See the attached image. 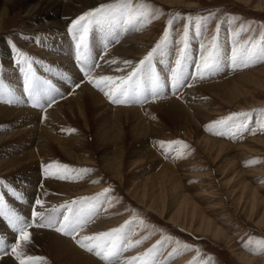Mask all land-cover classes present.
I'll use <instances>...</instances> for the list:
<instances>
[{"label": "rangeland", "instance_id": "obj_1", "mask_svg": "<svg viewBox=\"0 0 264 264\" xmlns=\"http://www.w3.org/2000/svg\"><path fill=\"white\" fill-rule=\"evenodd\" d=\"M24 2L9 14L10 20L0 29L1 105L28 109L35 112L36 117L40 116L39 122L44 123L45 114L56 104L70 98L77 90L78 84L94 80V74L100 70L104 72L108 63H111L110 70L115 68L112 66L116 65V62L113 60L105 62V56L109 50L120 44L127 33L136 35L145 31V35L149 33V38L142 47V55L136 60L132 59L128 65L119 66L120 69L113 72L116 73L114 76L111 73L105 76H126L134 67L139 66V62L167 33L168 39L153 55L147 74L141 73L137 78L136 96L140 97L142 94L145 96L146 90L151 94L127 104H113L109 98L107 103L113 108L138 106L146 112L153 98L161 96L183 99L184 93L195 86V93L193 92L192 96L189 94L188 99L191 96L196 104L203 105L204 108L201 111L203 123L202 126H194L187 131L184 122L176 123L169 119H161V128L157 132L159 135L156 133V137L148 140L143 133L145 130L138 125V119H133L128 114L121 115L119 116L121 120V125L118 127L119 134L124 138L125 146H123L129 154L126 161L129 164H126L123 169V180L117 179L108 171L103 159V157L112 159V151L116 143H100L97 134L91 132L88 145H91V148L87 149L85 154L82 153L81 157L91 160L92 163L72 164L57 151V157L51 161L45 162L43 158L38 160L41 162L37 163L33 170H21L9 178L0 174V181H3L0 184V196H3L5 201V210L32 225L28 228L29 233L35 230L47 231L57 234L60 238L72 240L80 250L93 256L102 264H108V262L95 255V252H88L79 246L77 240L82 239V234L94 235L122 228L126 241L133 243L137 240L143 241L138 246L124 251L119 257V264H127L132 257H146L149 255V250H151L150 258L155 261V264H244L232 253L230 247L233 245L238 253L242 251L254 258L264 254V145L250 143L253 139H264V127H262L264 111H261L264 110V73L255 72L264 68V61L259 59L264 55V10L257 8L258 4L264 5V0H187L182 4L183 6L169 5L161 0H128L132 7L146 4L147 11L151 13L149 23L138 25L128 31H123L121 28L123 0H106L101 5L111 4L117 7L112 9L109 18L102 25L89 26L87 50L84 51L81 48L83 50L81 53H75L74 69L63 62L58 65L41 61L36 52L37 49L40 50L38 43L41 36L23 32L25 24L31 21V18L25 20L23 18L26 9L24 6L33 4L32 0H24ZM189 3L195 6L192 8L184 6ZM97 7L99 6L87 7L86 11L84 10L72 21ZM95 33L98 34V44H102V47L91 53ZM213 39L217 45L218 68L210 74H205L204 78H200L196 74L197 65L200 64L201 57L206 54L207 46ZM245 46L254 53L253 59L248 61V67L238 64L236 68H233L231 63L233 51H239ZM46 51L51 52L52 49ZM84 56L87 57V63L82 59ZM181 57L183 58L182 66L178 68L177 60ZM22 72L23 76L32 78V95H29L27 90L28 81L22 85L18 82ZM253 72L255 75H249ZM176 74H179V79L174 78ZM241 74L249 76L243 78L245 82L240 95L236 93L226 99H219L198 91V86L203 84L221 82ZM153 78H156L159 83L155 96L152 95ZM15 79L18 84L14 82ZM96 89L99 91L97 87ZM100 92L103 91L100 90ZM242 113L247 115H238ZM115 115L113 112H107L102 118L93 117V125L96 129L109 130L110 136L116 137L115 125L113 127ZM230 116L233 119L227 124H216V121ZM21 117L14 122H1L0 134L16 133L26 127L29 129L32 120L25 118L24 115ZM241 125L244 127H240ZM71 126L68 130L74 128V132L70 133L63 129L57 132L68 138L77 133L78 136L86 133L81 125ZM209 126L212 128L211 131L208 130ZM200 131L211 139L229 144L230 147H225L220 156L218 152L209 156L200 149L196 139L192 140L190 136ZM28 141L29 138L0 147V160L24 157L33 147ZM161 141L166 145L171 143V148H162ZM179 141L188 147L184 148L180 144L173 143ZM104 146L109 149L107 151H111V154L105 152ZM145 146L159 157L161 163L170 164L175 168L187 197L181 199L174 197L172 200L173 189L178 183L174 184L171 181H166L164 190L154 188L151 181L143 182L144 184L138 186V192H134L136 181L146 179L149 175L161 170L159 162L142 165L136 163V155L145 150ZM178 152H182L183 155L178 156ZM234 161L238 171H241V177L235 181L232 188L222 185L221 182H223V170L226 165ZM49 164L68 165L75 171L69 172L67 179H60L59 176L64 174V170L52 168L46 174L45 165ZM83 169L88 171L81 172ZM31 175L34 178L32 182L27 180ZM163 179L162 175L160 182ZM48 182L84 186L92 190L81 195L76 194L75 190L55 191L54 196L57 199L54 198V204L49 205L41 198L43 185ZM27 188L35 189V192L30 193ZM105 190L109 191L105 195H100L105 193ZM141 190L147 191L145 193L147 207L143 205L144 198ZM82 197L96 199L83 202L85 223L78 235H64L56 231L63 216L68 215L62 206ZM37 200L43 202L42 207L36 204ZM150 205L154 207L153 211L149 210ZM76 207L81 205H75L74 208ZM34 212L42 213L44 219L34 216ZM178 212L180 215L177 214ZM176 214L181 222H186L188 225L195 218L190 232L169 222V219ZM49 221L52 223L51 227L37 226ZM100 223H104V226L102 227ZM0 224V249L5 250L0 254V261L10 258L14 264H20L11 251L13 245L21 242L19 232L11 226L9 219L5 216H0ZM94 224L95 226L98 224L101 228H96ZM216 228L225 234L219 233L216 237L214 232ZM48 249V244H43L18 252L25 259V264H61L52 260V256L47 252ZM29 256L42 259L28 261Z\"/></svg>", "mask_w": 264, "mask_h": 264}, {"label": "bare ground", "instance_id": "obj_2", "mask_svg": "<svg viewBox=\"0 0 264 264\" xmlns=\"http://www.w3.org/2000/svg\"><path fill=\"white\" fill-rule=\"evenodd\" d=\"M161 1L169 5L183 6L182 4L187 0H161ZM32 2H33L32 5L26 4V6H24L26 9L23 18L24 20L27 18H31V21L25 24V26L23 27V32L29 33L33 36H37V35L41 36V38H39V43H38V47H40V50L39 49L36 50L37 54L41 58V61L44 62L47 61V62H51L52 64H58V65L59 63L63 62V64L66 63L65 64L66 66H69L71 69L73 67L74 69L73 57H75L76 52L81 53L83 50L80 47H78L79 33L74 35L73 33L69 32V27L71 25V22L73 18L82 14L87 7L91 5L100 6L101 4L106 2V0H32ZM23 3H25L24 0H0V29L3 26H5V23H7L10 20L9 14L12 13L13 10H15L19 5ZM184 6L188 8H192L195 5L189 3ZM257 8L260 10H264V5L258 4ZM95 34H94L95 36L92 39L93 47L91 53L94 52L95 49H99L102 47V44H98L99 41L98 34L97 33ZM148 34L149 33L145 35V31L136 35H130V33L129 34L127 33V36L124 39L123 38L121 39L120 44L114 46L111 50H109L108 54L105 56V62H107V60H113V62H116V65L114 64V66H112L113 68L114 67L115 68L110 70L111 63H108V65H106L104 69V72L100 70L96 74H94V77L98 79L99 77L108 75L110 73L112 76H114L116 73L113 72L116 71L117 69H120L119 66L128 65L124 63L125 61L131 62L132 59L135 58L136 60V58H139L142 55V51H143L142 47H144L146 42L148 41L149 38ZM47 49H52V51L47 52L46 51ZM6 54H8L7 51ZM9 55L10 58H12L11 54ZM127 68H129V66H127ZM124 69H126V67H124ZM255 72L264 73V68L257 70ZM255 72L250 73L249 75H255ZM249 75L241 74V75H236L233 78H227L221 82L218 81L214 83L203 84L201 86H198L199 87L198 91L201 93H206V94L208 93L211 96L213 95L219 99H226L227 97L236 93L240 95V93L243 92L242 89H243V84L245 82L243 81L245 80L243 78H245L244 76H249ZM27 81L28 78L26 76H23V72L20 73L18 79L19 84L22 85V83H26ZM14 82L18 84L16 79L14 80ZM103 92H100V90L98 91L94 83L92 82H86V83L81 82L80 84H78L77 90L72 94L70 98L56 104L51 110H49L45 114L44 123L39 122L40 116L38 115L39 117H36L35 112L23 108L22 109H18L14 107L9 108L0 104V123L1 122L10 123L12 121L13 122L17 121L20 119L21 116L23 117V115L25 116V118L32 120L31 121L32 125L31 127H29V129L26 127L20 129V131L15 130L16 133L14 132V133L0 134V147L11 145L15 142H18V140H26L28 138H29L28 143L30 144L31 147L33 146L32 149L22 158H11L8 160H0V174L3 176H7L9 178L14 176V174L19 173L21 170L22 171L30 170V169L33 170V168H36L35 165L41 162V161L38 162V160L43 158V161L45 162L51 161V159L57 157L56 156L57 151H59L66 158V160L70 161L72 164L92 163L91 160L88 161L86 159H83L81 157V154L86 152L87 149L91 148V145L88 146L89 136L91 132H95L97 134V138H99L98 142L100 143L108 142L111 144L116 143L114 144L115 147L114 150L112 151L113 153V156L111 157L112 159H110L109 157H103V159L105 161L104 164L108 169V171L113 173L117 179L123 180L124 179L123 169H125L126 164L127 165L129 164L126 163L127 156L129 154L124 147L125 146L124 138L119 134L118 127L119 125H121V120H119V116L128 114L131 116V118L138 119L139 122L138 125H141L139 126L140 128L143 127L142 130H145L143 131V133L145 135V138H148V140L154 138V136L156 137V133L158 132V129L161 128L160 127L161 119L163 120L169 119L172 120V122H176V123L184 122L185 124L184 127L187 129V131L188 129H192L194 126H202L203 123V121L201 120V111L203 110L204 107H202L203 105L201 104L200 105L196 104L194 102V99H192L191 97L192 96L191 94L193 92L195 93V86L189 88L184 93L185 97L184 98L182 97L183 99H180L181 97L179 99H176V97L163 98L161 96H159V98L158 97L153 98L152 103H150V106L148 107L146 112L145 111L143 112L142 111L143 108H140L138 106H134L131 108H122V107L113 108L109 106V104L107 103L108 97L105 94H103ZM47 93L49 94V92ZM144 94L146 96L151 93L148 90H146ZM189 94L191 95L190 99H188ZM145 96L142 94L140 97L138 96L134 97V102L138 101L140 98H143ZM154 104L155 106H152ZM107 112H113L116 114L115 115L116 118L113 122V127L115 125V131L117 132L116 137L115 136L111 137L109 130L103 128L96 129L95 126L93 125V120H92L93 117L102 118L105 116ZM71 125H81L86 133H84L81 136H78L77 133L76 135H73L70 138H68L60 135L57 132L62 129L68 130L70 127H72ZM190 136L192 140L196 139L197 144L199 145V147H201L200 149H202L209 156H211V154L216 152H218V155L220 156L225 147L228 146L230 147V145L227 143L219 142L217 140L205 136L204 134L201 133V131L195 132ZM250 143L252 144L254 143L255 145H264V139H253L250 141ZM104 148H105L104 150H106L105 152L111 154V151H107L109 149H107L106 146H104ZM136 157H137L136 163H138L139 165H142L144 163L159 162L158 165L161 167V170L156 174L149 175V177H147L146 179H140L136 181L134 184L135 193L138 192V186L144 184L143 182L151 181L154 188L158 190L159 189L164 190L166 181H171L174 184L178 183V185L173 189L174 191L171 189L173 191L172 200L174 197L181 199L186 196L185 189L180 182L179 175L176 173V170L172 165L167 163H161L159 157H157L156 154L147 146H145V150L138 153ZM223 173H224L223 182L221 183L222 185L224 184L230 187H232V185L235 184V181L241 177V171H238L235 161L229 165H226L225 170H223ZM23 175H25V173H23ZM162 175L164 176V179L163 181L160 182V178ZM31 176L27 178V180L28 181L30 180V182L34 180L33 176L32 177ZM219 180L221 181V179ZM243 183L246 184V181L243 180ZM27 190L30 191V193L35 192V189L33 188H27ZM72 190H75L76 194L81 195L86 192L89 193V191L92 189H86V187L84 186H69L64 183L60 184L57 182L56 183L48 182L43 185V192L41 198L43 202L52 205L54 204V198L57 199V197L54 196L55 191L70 192ZM140 192L143 193V198H144L143 205H145V195H147L145 193L147 191L145 192L141 190ZM148 208L150 211H153L154 209L152 205L148 206ZM177 214L180 215L179 212ZM177 214L174 217L170 218L169 222L174 224L175 226H180L190 232L193 229V223L195 218H193V222L190 225H188L186 222H181L180 217H177ZM96 225L97 226H95L94 224L96 228H101V226L102 227L104 226V223H100L101 226H98V224ZM214 232L216 233L215 234L216 237H218L219 233L223 235L225 234L224 232H221L219 228H216ZM83 236L84 234H82L81 238H83ZM19 244H20V248H18L17 251L28 250L29 247L48 244L49 249L47 250V252L52 256V260L61 264H102L93 256L80 250L73 243L72 240L60 238L57 234H54L52 232L40 231V230L39 232L37 230L31 231L30 241H21ZM233 246L230 247L232 249V253H234L235 256L238 258V260L241 261L242 263L263 264L264 254H261L259 258L257 257L254 258L252 256L243 253L242 251L238 253V251L235 250ZM17 262H19V260ZM0 264H14V263L10 258H7L1 260Z\"/></svg>", "mask_w": 264, "mask_h": 264}, {"label": "snow or ice", "instance_id": "obj_3", "mask_svg": "<svg viewBox=\"0 0 264 264\" xmlns=\"http://www.w3.org/2000/svg\"><path fill=\"white\" fill-rule=\"evenodd\" d=\"M122 8L124 9L122 14V23L121 28L123 31H128L130 29L136 28L138 25H144L149 23L151 20V13L147 11L148 6L146 4H141L139 7H132V5L128 2V0H123ZM117 7V5H101L93 10H90L76 20L72 21L69 32H72L74 35L79 33L78 36V47L82 48L84 51L87 50V35L89 32V26L92 24L102 25L109 18L112 9ZM168 39V34H164V38L154 47L150 52H148L147 56L143 60L139 62V66L134 67L131 72H129L126 76L123 77H112V76H101L98 79L90 80V82L94 83L95 87L99 90L104 91L105 95L108 96L109 100L113 104H125L134 102V97L137 93V78L141 73L147 74V70L150 67L151 60L153 55L162 47L164 42ZM254 53L248 49L247 46L240 49L239 51L234 50L231 58L232 67L236 68L239 65L243 67H248V61L253 59ZM85 63H87V57H82ZM217 45L215 39H213L206 49V54L201 57V62L197 65L196 74L200 78H204L205 74H210L214 70L218 68L217 62ZM259 59L264 61V55L260 56ZM27 62V61H25ZM183 58L177 60L178 68L182 66ZM125 64H130V61H125ZM29 69L31 70V65L29 64ZM90 74V72H89ZM176 79H179V74H176ZM153 96H155L156 88L159 86L158 80L153 78ZM105 89H108L105 91ZM27 90L29 95H32L33 90V81L32 78H28ZM35 98V97H34ZM264 111V110H261ZM238 115H247V114H238ZM233 117H228L227 119H222L216 121L218 125H225L229 120H232ZM240 127H244L241 125ZM264 127V125H262ZM209 131L212 130L211 126H209ZM247 130V129H245ZM70 133L74 132L75 129L68 130ZM223 134V133H218ZM235 135V133H233ZM180 144L182 147L187 148L188 146L184 144L182 141L173 142ZM160 146L171 148V143L166 145L163 141L160 142ZM183 155L182 152H178V156ZM58 168L63 169L64 174L60 175V179H67V174L69 172L75 171L74 169H70L68 165L61 164H49L45 165V173L48 174L49 169ZM87 169L81 170V172H87ZM3 181H0L2 184ZM109 190H105V193L100 195H105ZM96 198H88L82 197L79 200L71 201L68 204L63 205L62 207L67 211L68 215H64L62 221L59 223L58 227H56V231L62 232L64 235H73L77 234L79 230H81L84 226V214L85 209L82 204L84 201L92 200ZM37 205L43 206V202L40 200L36 201ZM75 205H81V207L74 208ZM6 204L3 200V196H0V216H5L9 219L11 226L19 232L20 241H30V233L28 232V228L32 225L27 224L24 220L19 216L11 215L9 211L5 210ZM34 216L40 217L42 220L44 219L43 214L39 212H34ZM39 227H51L52 223L49 221L48 223H40L37 225ZM75 238V237H74ZM143 241L137 240L135 243L131 241H126L125 236L123 235L122 228L112 229L107 232H101L94 235H85L82 239H78L77 243L81 248H85L88 252H95V255L99 256L102 260L107 261L108 264H119V257L124 251H127L130 247H136L141 244ZM20 248V244H16L12 246V253L15 254L16 259L20 261V264H25V259L21 257L20 252L17 249ZM3 249H0V254L3 253ZM151 250H149V255L146 257H132L131 260L127 262V264H155L150 258ZM42 258L39 257H27L28 261H39Z\"/></svg>", "mask_w": 264, "mask_h": 264}]
</instances>
